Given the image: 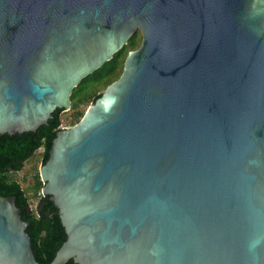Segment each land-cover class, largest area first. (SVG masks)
<instances>
[{
	"label": "water",
	"instance_id": "95a60500",
	"mask_svg": "<svg viewBox=\"0 0 264 264\" xmlns=\"http://www.w3.org/2000/svg\"><path fill=\"white\" fill-rule=\"evenodd\" d=\"M140 30L39 167L50 264H264V0H0V135L34 132ZM0 195V264H41Z\"/></svg>",
	"mask_w": 264,
	"mask_h": 264
},
{
	"label": "trees",
	"instance_id": "16d2710c",
	"mask_svg": "<svg viewBox=\"0 0 264 264\" xmlns=\"http://www.w3.org/2000/svg\"><path fill=\"white\" fill-rule=\"evenodd\" d=\"M142 39V33L138 31L111 61L82 80L71 96V110H56L48 124L40 126L34 132L0 135V195L16 198L21 218L28 222L26 232L31 238L34 256L41 264H50L53 261L65 243L67 234L58 208L49 197L42 195L44 184L39 172L35 174L32 194H29L14 176L24 169L25 164L39 150H42L41 165L47 162L57 133L63 128L77 124L88 107L101 97L108 86L120 78L129 52L138 49ZM67 112H70L68 116L65 115ZM66 264L76 263L70 260Z\"/></svg>",
	"mask_w": 264,
	"mask_h": 264
},
{
	"label": "rangeland",
	"instance_id": "374dc122",
	"mask_svg": "<svg viewBox=\"0 0 264 264\" xmlns=\"http://www.w3.org/2000/svg\"><path fill=\"white\" fill-rule=\"evenodd\" d=\"M69 114L70 112H67L65 115L68 116ZM41 153L42 150H39L35 154V156L25 164L24 169L21 172L15 174L14 176L15 179H17L23 185V187L27 190L29 194H32L31 187L34 183L35 174L39 172V167L41 166Z\"/></svg>",
	"mask_w": 264,
	"mask_h": 264
}]
</instances>
